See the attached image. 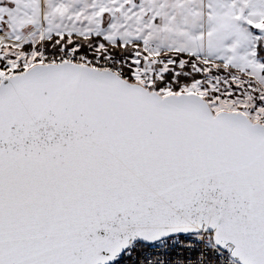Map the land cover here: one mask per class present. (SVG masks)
Segmentation results:
<instances>
[{
  "label": "snow or ice",
  "instance_id": "1",
  "mask_svg": "<svg viewBox=\"0 0 264 264\" xmlns=\"http://www.w3.org/2000/svg\"><path fill=\"white\" fill-rule=\"evenodd\" d=\"M0 264H264V0H0Z\"/></svg>",
  "mask_w": 264,
  "mask_h": 264
}]
</instances>
